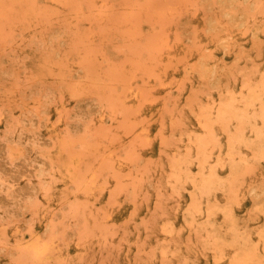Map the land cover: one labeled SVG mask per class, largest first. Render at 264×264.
Here are the masks:
<instances>
[{
  "label": "rangeland",
  "instance_id": "rangeland-1",
  "mask_svg": "<svg viewBox=\"0 0 264 264\" xmlns=\"http://www.w3.org/2000/svg\"><path fill=\"white\" fill-rule=\"evenodd\" d=\"M0 264H264V0H0Z\"/></svg>",
  "mask_w": 264,
  "mask_h": 264
},
{
  "label": "bare ground",
  "instance_id": "bare-ground-1",
  "mask_svg": "<svg viewBox=\"0 0 264 264\" xmlns=\"http://www.w3.org/2000/svg\"><path fill=\"white\" fill-rule=\"evenodd\" d=\"M33 244H34V243H33ZM35 244H36V243H35ZM38 247H39V246H38ZM31 249H32V248H31ZM37 249H38V248H37ZM42 249H43V248H42ZM42 249H41V250H42ZM34 250H35V249H33V251H34ZM41 250H39V251H41ZM30 251H31V250H30ZM33 251H31V252L33 253ZM37 252H38V250L36 251V254H37ZM41 252H43V250H42ZM41 252H40V253L38 252L39 255L41 254ZM37 255H38V254H37ZM44 256H45V255H44ZM39 257H40V256H39Z\"/></svg>",
  "mask_w": 264,
  "mask_h": 264
}]
</instances>
